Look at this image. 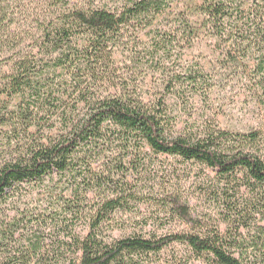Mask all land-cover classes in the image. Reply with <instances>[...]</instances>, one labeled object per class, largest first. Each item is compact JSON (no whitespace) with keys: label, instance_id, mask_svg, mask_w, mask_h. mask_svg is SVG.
Returning <instances> with one entry per match:
<instances>
[{"label":"trees","instance_id":"trees-1","mask_svg":"<svg viewBox=\"0 0 264 264\" xmlns=\"http://www.w3.org/2000/svg\"><path fill=\"white\" fill-rule=\"evenodd\" d=\"M100 2L48 0L56 12L33 30L13 27L0 9V264H141L176 245L186 254L174 264H264V133L204 123L179 132L186 107L166 103L205 100L222 70L264 102V0H129L113 10ZM147 30L144 55L160 91L145 99L117 57ZM209 43L215 60L172 68ZM151 154L212 175L205 195L224 232L168 194L163 205L190 231L106 235L113 215L142 201L131 180ZM26 186L42 190L45 206L7 216Z\"/></svg>","mask_w":264,"mask_h":264},{"label":"rangeland","instance_id":"rangeland-1","mask_svg":"<svg viewBox=\"0 0 264 264\" xmlns=\"http://www.w3.org/2000/svg\"><path fill=\"white\" fill-rule=\"evenodd\" d=\"M86 1L70 0V6L83 7ZM128 1L101 0L100 7L113 10ZM47 3L48 0H1L0 9L13 23V27L33 30L37 19L42 20L46 15L56 12L54 8L48 9ZM148 31L137 34L138 40H135L134 44L129 40V45L133 46L131 55L122 51L117 57L119 68L133 74V80L139 88L138 93L145 99L160 91L159 75L155 73L151 60L144 55L151 37ZM211 51L210 43L195 47L184 54V62L172 65V68L179 71L181 66L187 67L192 63L215 60ZM134 55L137 57L135 61L132 58ZM217 79V88L205 100L186 96L189 100L185 105L186 99L177 103L167 97L166 103L170 107H186L184 116L178 120L177 131L204 123V125L215 124L220 129L236 133L251 131L264 133V102L253 99L255 97L247 90L246 80L228 76L223 70ZM150 158L151 163L146 172L137 180H131V186L136 185L143 198L142 201L132 206L130 210L120 211L112 216L111 224L106 231L108 237L120 239L138 236L148 239L190 231V226L183 224L170 213L169 208L163 205V199L168 194H178L187 199L193 216L209 223L207 227L215 226L221 233L225 231L226 226L220 216L221 210L205 195L208 187L207 177L212 176L207 170L200 165L186 163L178 158L154 154H151ZM8 202L3 210L9 217L17 210L26 208L35 211L45 206L43 192L35 186L21 188ZM259 223L263 224V222ZM79 232L84 233V228H80ZM185 254L186 251L176 245L158 255L144 259L141 264H174Z\"/></svg>","mask_w":264,"mask_h":264}]
</instances>
